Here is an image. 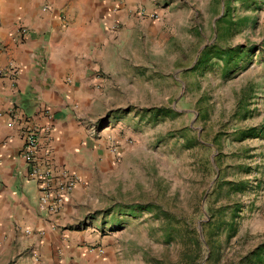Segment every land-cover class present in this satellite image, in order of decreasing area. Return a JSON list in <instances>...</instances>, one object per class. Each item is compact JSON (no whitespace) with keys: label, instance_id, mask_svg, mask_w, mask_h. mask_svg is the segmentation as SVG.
Instances as JSON below:
<instances>
[{"label":"rangeland","instance_id":"374dc122","mask_svg":"<svg viewBox=\"0 0 264 264\" xmlns=\"http://www.w3.org/2000/svg\"><path fill=\"white\" fill-rule=\"evenodd\" d=\"M164 7L160 29L143 47L135 43L147 52L148 81L137 83L122 121L123 152H106L91 174L90 205L98 202L90 217L121 264H239L264 244V118L257 110L264 106L256 105L264 94V0ZM237 47L243 51L231 59L216 56V48ZM204 48L207 61L195 68ZM151 108L167 114L155 117ZM254 126L257 137L239 140ZM232 220L236 232L227 238ZM17 257V246L0 240V264Z\"/></svg>","mask_w":264,"mask_h":264},{"label":"crops","instance_id":"0c3cea01","mask_svg":"<svg viewBox=\"0 0 264 264\" xmlns=\"http://www.w3.org/2000/svg\"><path fill=\"white\" fill-rule=\"evenodd\" d=\"M177 1L3 0L0 68L13 63L18 72L0 75V240L17 246L15 264H121L109 234L90 217L98 199L90 205L87 187L94 169L114 157L108 138L123 152L122 121L137 83L148 81L147 52L135 43L143 47L160 29L164 5ZM20 26L29 30L22 38ZM257 95L264 106V94ZM14 107L40 128L51 123L40 146L79 178L56 214L38 211L36 183L18 154V126L10 125ZM257 110L263 119L264 108Z\"/></svg>","mask_w":264,"mask_h":264},{"label":"built area","instance_id":"2783aa9c","mask_svg":"<svg viewBox=\"0 0 264 264\" xmlns=\"http://www.w3.org/2000/svg\"><path fill=\"white\" fill-rule=\"evenodd\" d=\"M141 12L144 13L145 9L143 8ZM28 31L27 27L20 26L18 30L19 36L22 38ZM17 72L18 70L13 63L0 68V75L15 77ZM43 113L47 118L52 119L49 109L45 108ZM9 115L12 118L10 125L18 126L21 138V147L18 154L26 165L29 178L37 186L38 211L47 214H56L63 208L67 197L75 189L79 178L76 173L70 171L67 167L56 165L50 149L40 146L42 133L50 132L52 128L51 123L40 128L18 107L11 109ZM96 132V129L91 131L92 134H96ZM108 144L111 154L119 157L120 152L116 142L109 139ZM94 250V247L89 248V251ZM98 251L100 253L104 252L101 248Z\"/></svg>","mask_w":264,"mask_h":264},{"label":"trees","instance_id":"16d2710c","mask_svg":"<svg viewBox=\"0 0 264 264\" xmlns=\"http://www.w3.org/2000/svg\"><path fill=\"white\" fill-rule=\"evenodd\" d=\"M207 48H204V50L202 51V56L201 58L198 60L197 65L195 66V68L199 67L201 64L205 63L207 61L208 55H207ZM217 50V55L219 58L222 57V55H227L229 57V59L233 58V55L235 54V52L237 53H241L243 50L241 49V47H237L236 49L234 48H228V49H223V48H216ZM150 112H154V116H160V115H166L167 114V110H165L164 108H157V109H149ZM258 129L256 126L254 127H250L244 131H241L239 133V140H244L246 138H251V137H257L258 136ZM239 210V209H237ZM224 223V221H222ZM208 226L212 225V222L209 221L207 223ZM231 233H229L227 235V238H230L235 232H236V223L234 220H232L229 224ZM208 245L211 244L210 238H208V240L206 241ZM197 243H200L197 240ZM239 264H264V244H260L258 246H256L249 254H247L246 256H244Z\"/></svg>","mask_w":264,"mask_h":264}]
</instances>
